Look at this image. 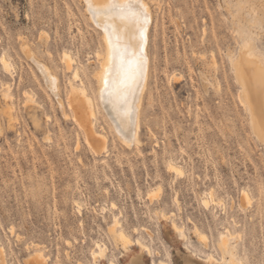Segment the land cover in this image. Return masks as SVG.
Listing matches in <instances>:
<instances>
[{"label":"rangeland","instance_id":"1","mask_svg":"<svg viewBox=\"0 0 264 264\" xmlns=\"http://www.w3.org/2000/svg\"><path fill=\"white\" fill-rule=\"evenodd\" d=\"M149 1L154 22L141 144L127 147L97 102L96 52L104 45L85 0H0V59L9 58L15 74L0 64V79L9 81L14 96L12 104L0 95V246L6 264H106L91 255L96 242L117 264L139 253L144 264H223L201 257L212 252L222 259L218 242L226 227L233 232L229 254L264 264V143L242 103L232 64L249 37L264 56V0ZM24 43L58 73L68 115ZM65 51L95 98L103 148L88 144L68 111L73 72L65 68ZM170 161L184 168L183 176L168 170ZM211 192L217 203L205 206L202 198ZM115 215L151 253L116 245L109 231ZM171 221L188 238L178 236ZM36 252L42 254L38 262H28Z\"/></svg>","mask_w":264,"mask_h":264},{"label":"bare ground","instance_id":"2","mask_svg":"<svg viewBox=\"0 0 264 264\" xmlns=\"http://www.w3.org/2000/svg\"><path fill=\"white\" fill-rule=\"evenodd\" d=\"M152 1V0H151ZM110 0H85L86 11L88 13L89 19L93 24L100 30L101 38L104 45L103 50H98L96 57L98 60V66L95 69V77L97 80V102L104 109L107 110V113L111 115L114 119L112 122L115 131L120 139L127 147H133L134 145L141 144L140 139V129H141V113L144 103V98L148 90L149 79L151 73V59L149 52V40H150V27L154 22V13L149 0H141V2L146 5L149 14V23L147 24L146 32V41L144 43V54L147 62V71L145 77L142 81V87L138 90L137 96L132 99L131 107L134 108L133 118L130 120H121L120 115L112 103H109L107 98L102 96V89L104 88L103 78L105 76V69L109 68L111 64L114 63L113 60V49L109 45L110 35L105 30L106 25H111L114 29V32L111 36L113 44H118L121 48L124 46L127 34L122 31L121 24L118 20H106L105 17H94L89 10L88 4L92 3L95 7H103L108 5ZM123 2V0H121ZM99 25V26H97ZM117 37L119 39H117ZM134 43H139V37ZM23 49L28 57L32 59L40 69L43 78L46 82L49 90L56 96L59 106L62 109V112L65 115H68V112L65 108L63 99L61 98V87H60V78L58 73L53 70L46 63L41 62L37 57L33 49L30 47V44L24 43ZM135 51L136 48L134 47ZM63 59L65 63V68L68 71L73 72V75L69 79V91L67 94V108L68 111L73 114L75 122L84 130L86 135V140L90 146L93 148H103L105 147L106 136L97 129L96 119H97V110H96V101L95 98L89 94L86 87L83 84V81L80 76V71L78 68L74 67L75 59L68 51L63 52ZM233 59V58H231ZM0 64L4 72L8 75L14 76L12 62L5 55L0 59ZM233 67L235 68V75L238 83L240 84V95L242 97V103L249 110L251 116L252 127L257 135V137L264 143V56L257 53L256 46L251 37L244 42L237 56L232 61ZM175 75V74H174ZM176 76V75H175ZM180 76H178L179 78ZM176 78V77H175ZM80 81V83L77 82ZM175 80V79H174ZM119 88V86H118ZM26 94V93H25ZM0 95L6 101L14 103V96L11 91V84L8 80L0 79ZM26 96V95H25ZM106 112V111H105ZM50 118V117H49ZM123 128V131H121ZM135 146V147H136ZM168 170L175 173L178 176H183L184 168L175 161H170L168 164ZM161 190V188H157ZM151 191V190H150ZM248 192V191H247ZM246 190H243V197L247 196ZM249 194V192H248ZM155 197L152 192L148 193V197L151 199ZM250 196V195H249ZM242 197V198H243ZM244 197V201L247 198ZM250 200V198H249ZM202 202L205 206H209L211 202H216L214 194L211 192L209 195H205L202 198ZM115 202L112 203V206H115ZM81 209L80 204L78 205ZM164 219H167L166 214H163ZM167 221V220H166ZM172 230L181 236L186 238L187 234L185 233L182 226H180L176 221H171ZM13 226L9 227V232L14 234L16 233ZM109 231L112 234L116 245L120 246L123 250L128 252L130 248L134 245L140 248V251H148L151 253L148 245L141 239L132 238L130 234L121 225V221L117 215L114 216L113 222L109 227ZM170 231V230H169ZM197 233L199 234L198 238L201 237L202 242L207 244V237L202 234L198 228H196ZM20 234H18L19 236ZM233 235V232L229 227L225 228V231L221 232L218 242V247L222 252V259H219L215 256L214 253L210 252L205 254L201 259L204 262L216 260L219 263L223 264H246L243 260H237L232 254H229V238ZM20 237V236H19ZM188 238V237H187ZM189 245V244H188ZM187 246V245H186ZM190 246V245H189ZM188 247V251L192 252L193 250ZM107 246L100 242H96L95 248L92 249L91 255L96 261L98 257L105 259L106 264H117L113 259H106ZM33 258L27 260L28 262H38L39 258L42 257L40 253H34ZM159 255V253L157 254ZM197 255V254H196ZM229 256L226 258V256ZM32 256V255H31ZM200 256V255H198ZM202 262V261H201ZM171 264L170 261L165 259H159L158 261H152V264ZM0 264H6L5 257V248L0 246ZM126 264H144L141 258V254H136L130 257L129 261ZM184 264H188L185 261Z\"/></svg>","mask_w":264,"mask_h":264},{"label":"snow or ice","instance_id":"3","mask_svg":"<svg viewBox=\"0 0 264 264\" xmlns=\"http://www.w3.org/2000/svg\"><path fill=\"white\" fill-rule=\"evenodd\" d=\"M88 7L94 17L103 16L106 20H118L122 31L127 34L126 42L121 48L118 44H113L111 36L114 29L110 24L106 25L105 30L110 35L109 45L113 49L114 63L105 69L102 96L113 104L121 120H130L133 118L134 112L131 101L142 87V81L147 71L144 43L146 41V26L149 23L148 9L141 0H123V2L110 0L108 5L103 7H95L92 3H89ZM137 36L139 43H134ZM117 39L119 38L117 37Z\"/></svg>","mask_w":264,"mask_h":264}]
</instances>
